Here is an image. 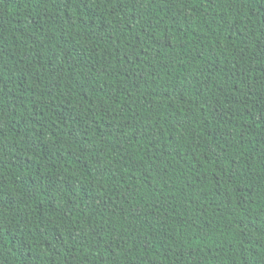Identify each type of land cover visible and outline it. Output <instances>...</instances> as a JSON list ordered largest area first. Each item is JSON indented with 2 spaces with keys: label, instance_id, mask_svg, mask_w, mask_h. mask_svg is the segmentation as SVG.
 I'll list each match as a JSON object with an SVG mask.
<instances>
[{
  "label": "trees",
  "instance_id": "trees-1",
  "mask_svg": "<svg viewBox=\"0 0 264 264\" xmlns=\"http://www.w3.org/2000/svg\"><path fill=\"white\" fill-rule=\"evenodd\" d=\"M0 264H264V0H0Z\"/></svg>",
  "mask_w": 264,
  "mask_h": 264
}]
</instances>
